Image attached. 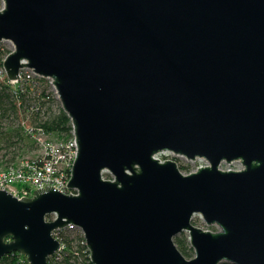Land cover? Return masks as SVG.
Here are the masks:
<instances>
[{
  "label": "water",
  "instance_id": "1",
  "mask_svg": "<svg viewBox=\"0 0 264 264\" xmlns=\"http://www.w3.org/2000/svg\"><path fill=\"white\" fill-rule=\"evenodd\" d=\"M3 42L10 82H53L78 156L76 194L0 189V260L49 264L72 226L93 264H264V0H3Z\"/></svg>",
  "mask_w": 264,
  "mask_h": 264
},
{
  "label": "trees",
  "instance_id": "2",
  "mask_svg": "<svg viewBox=\"0 0 264 264\" xmlns=\"http://www.w3.org/2000/svg\"><path fill=\"white\" fill-rule=\"evenodd\" d=\"M0 46V173L19 168L23 162L42 165L45 157L40 152L34 158H23L17 163L10 156L29 153V148L40 151L38 137L47 142L67 144L74 138L73 125L63 112L55 90L46 78L24 76L19 83H12L4 72V60L12 52ZM24 113L31 122H20ZM47 160V159H46ZM183 168V167H182ZM186 170V169H183ZM111 178V176L106 175ZM52 220V218H49ZM196 226V223L193 222ZM217 231L216 227H211ZM56 238L63 243L58 256H52L49 264H93L84 238V233L76 229H62ZM175 244L187 259L194 257L195 251L190 246L189 237L183 233L175 239ZM0 264H29L27 257L20 253L7 254ZM224 264H230L224 262Z\"/></svg>",
  "mask_w": 264,
  "mask_h": 264
},
{
  "label": "built area",
  "instance_id": "3",
  "mask_svg": "<svg viewBox=\"0 0 264 264\" xmlns=\"http://www.w3.org/2000/svg\"><path fill=\"white\" fill-rule=\"evenodd\" d=\"M24 76L28 79L38 77L33 71L29 70H24L21 73V79ZM47 80L50 81L53 87V82L50 79ZM38 142L41 143V154L45 157V163L42 165H31L29 162H25L19 168L1 172L0 189L9 191L18 199L31 198L34 196V193L41 188L47 191L48 189H46V187L48 186L61 190L62 193L67 195L76 194L68 188L73 164L78 156V146L76 145L75 135L73 140L66 145L47 142L42 137H38ZM170 154L172 156V161L178 158L174 156V154ZM53 219L54 218H52V220ZM68 229H75V227L71 226Z\"/></svg>",
  "mask_w": 264,
  "mask_h": 264
},
{
  "label": "rangeland",
  "instance_id": "4",
  "mask_svg": "<svg viewBox=\"0 0 264 264\" xmlns=\"http://www.w3.org/2000/svg\"><path fill=\"white\" fill-rule=\"evenodd\" d=\"M3 9V0H0V10ZM1 48L5 49V50H9V49H12V45L10 43H6V42H3L0 44ZM20 122L23 123L25 122L26 125H28V123L31 122V118H28L24 113H21L20 114ZM41 144V143H40ZM27 150H30L29 153H25L24 155H22V153H20L19 155H11L10 156V159H14V161H17V163L21 162L23 158H34V156L36 154H38L39 152L41 153V149L40 151L37 149L34 150L29 148ZM158 158L162 161V162H165L166 160H172V156L170 153H165V154H161L158 156ZM0 159L2 160V158L0 157ZM26 162V161H25ZM23 162V164L25 163ZM175 162L178 163L179 165V168L181 170L182 173H184L185 175L187 174H190L191 172H195L198 170V168L202 167V166H208V162L205 161L204 159H198L196 161H188L182 157H178L175 159ZM183 167V168H182ZM222 170L224 171H230L231 170H241L243 168L242 164L239 163V162H234L230 165L226 164V163H223L222 166L220 167ZM183 169H186V170H183ZM107 179H112V178H109L106 176ZM196 223V226H198L199 228H204V229H209L212 231L211 228L207 227V225L204 224V221L202 220L201 217L197 216L195 217L194 221ZM77 230V229H76ZM60 254V253H59ZM59 254L57 255H54V256H58ZM195 255V254H194ZM53 256V257H54ZM51 260V259H50ZM191 260V259H190ZM50 262V261H49ZM30 264V263H29Z\"/></svg>",
  "mask_w": 264,
  "mask_h": 264
}]
</instances>
